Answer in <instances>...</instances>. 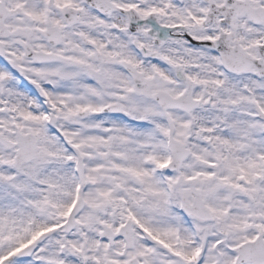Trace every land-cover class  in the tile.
I'll use <instances>...</instances> for the list:
<instances>
[{
	"label": "snow or ice",
	"instance_id": "snow-or-ice-1",
	"mask_svg": "<svg viewBox=\"0 0 264 264\" xmlns=\"http://www.w3.org/2000/svg\"><path fill=\"white\" fill-rule=\"evenodd\" d=\"M0 264H264V0H0Z\"/></svg>",
	"mask_w": 264,
	"mask_h": 264
}]
</instances>
